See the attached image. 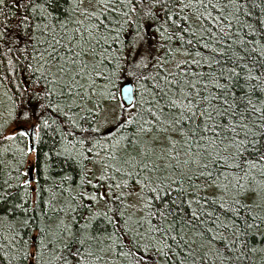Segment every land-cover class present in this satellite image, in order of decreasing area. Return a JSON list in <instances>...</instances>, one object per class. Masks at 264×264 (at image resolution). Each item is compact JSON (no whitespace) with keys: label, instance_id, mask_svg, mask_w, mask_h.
<instances>
[{"label":"snow or ice","instance_id":"snow-or-ice-1","mask_svg":"<svg viewBox=\"0 0 264 264\" xmlns=\"http://www.w3.org/2000/svg\"><path fill=\"white\" fill-rule=\"evenodd\" d=\"M0 264H264V0H0Z\"/></svg>","mask_w":264,"mask_h":264},{"label":"trees","instance_id":"trees-1","mask_svg":"<svg viewBox=\"0 0 264 264\" xmlns=\"http://www.w3.org/2000/svg\"><path fill=\"white\" fill-rule=\"evenodd\" d=\"M117 97H118V99L121 98V96H120L119 93H117ZM120 100H121V99H120ZM46 139H47V138H46ZM25 143H27V141H25ZM50 143H51V141H48L47 143L41 145L44 151H47L48 146H49ZM89 167H91V165H89ZM64 169H65V172H66L67 174L72 175L73 177H76V173H75L74 171H72V169L69 168L67 165H64ZM5 171H7V169H5ZM21 171H23V168L21 169ZM57 171H59V169H57ZM63 174H64V173H61V175H63ZM56 178L59 179L58 176H57ZM12 182H13V183H16L15 180H13ZM94 183H95V181H94Z\"/></svg>","mask_w":264,"mask_h":264},{"label":"water","instance_id":"water-1","mask_svg":"<svg viewBox=\"0 0 264 264\" xmlns=\"http://www.w3.org/2000/svg\"><path fill=\"white\" fill-rule=\"evenodd\" d=\"M133 87H134V86H133ZM121 98H122L123 102H125V103L128 102L126 97H121Z\"/></svg>","mask_w":264,"mask_h":264},{"label":"rangeland","instance_id":"rangeland-1","mask_svg":"<svg viewBox=\"0 0 264 264\" xmlns=\"http://www.w3.org/2000/svg\"><path fill=\"white\" fill-rule=\"evenodd\" d=\"M121 99V98H120ZM122 100V99H121ZM123 101V100H122Z\"/></svg>","mask_w":264,"mask_h":264}]
</instances>
